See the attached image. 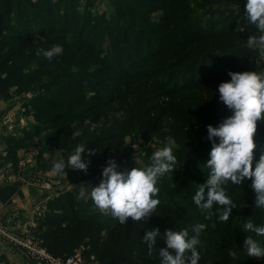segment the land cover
<instances>
[{"label":"trees","instance_id":"1","mask_svg":"<svg viewBox=\"0 0 264 264\" xmlns=\"http://www.w3.org/2000/svg\"><path fill=\"white\" fill-rule=\"evenodd\" d=\"M112 1L117 2L110 15L91 16L89 11H78V0H0V100L33 92L25 108L31 109L29 113L35 127L25 130L23 137L52 129L58 140L48 151L47 158L43 153L38 154V166L42 170L51 169L55 151L63 149L66 159L69 144L83 143L96 151L91 157L87 150L84 154L86 161L91 160L87 175L99 177L95 180L98 186L102 179L101 168L107 166V153L111 150L117 154V171L140 168L125 142L126 135L136 132L143 138L161 135L165 142L166 136L172 135L179 146L176 171L158 182L160 192L156 198L160 204L146 224L129 219L127 224L121 225L110 214L101 212L90 196L82 202L72 190H65L46 200L45 209L34 216L28 230L54 257L66 258L79 250L82 259L94 257L98 264H162L158 255L159 250L166 247V230L203 223L207 227L198 245L203 250L199 264H221L233 249L226 239V225L232 232L234 222L240 221L245 234V218H238L242 207L237 203L227 222L219 221L218 217L211 220L200 217L192 198L198 185L203 184L200 182L206 183L207 171L195 163L205 159L209 149L211 151L207 126L216 127L231 115L220 102L218 92V86L231 79L228 71L242 73L264 68V62L257 63L256 54L246 49V40L254 34L248 32L253 28H237L244 15L239 6L245 5L247 0H195V8L186 12H173L170 7L189 0ZM140 7H143L141 17L139 10L136 11ZM158 11L161 13L154 17ZM175 15L182 18L181 26H174L171 17ZM116 18L119 22L114 21ZM126 18H129L127 22ZM139 18L143 21L142 27L151 26L152 33L158 35L154 46L151 40L146 42V54L142 56L140 39L134 44L131 36L117 33L124 24L135 33L139 27L133 24L138 23L135 19ZM90 26V36L85 39L83 34ZM74 30L81 34L74 33L72 37ZM174 30L175 34L169 38ZM139 32H143L142 29ZM67 34L71 35V40L67 39ZM186 39L191 41L188 51H179L166 66L160 65L156 73L145 70L158 58L157 53L164 54L169 48L163 46H168L167 41L176 45ZM120 43L125 45L126 56L132 64L130 69L121 61L124 49L118 48ZM57 44L62 46L63 52L49 62L43 51ZM175 72L180 78H175ZM160 74L163 81H167L166 85H161L162 80L158 82ZM89 93L98 96L101 105L107 103L108 96L112 106L104 111L103 106L86 104ZM102 111L109 120L107 124ZM121 112L123 116L117 118L116 114ZM101 123L103 127L98 128ZM165 128L169 131L165 132ZM77 130L82 135L74 140L73 133ZM22 139L8 140L6 148L22 146ZM64 141L69 144L64 146ZM255 142L253 170L264 152V124L258 125ZM244 183L235 187L229 182L228 195L233 197L240 193ZM188 208L190 211L186 213ZM256 209L264 225V208ZM156 228H159V236L155 251L149 256L148 245L143 240L147 231ZM209 239L214 244L209 243ZM261 239L260 246L264 247V236ZM0 264H9L4 255L0 256Z\"/></svg>","mask_w":264,"mask_h":264},{"label":"clouds","instance_id":"2","mask_svg":"<svg viewBox=\"0 0 264 264\" xmlns=\"http://www.w3.org/2000/svg\"><path fill=\"white\" fill-rule=\"evenodd\" d=\"M244 18L258 31L246 40V49L255 53L257 63L264 62V0H247ZM61 45H54L43 51L44 57L51 62L54 57L62 54ZM38 55L40 53H37ZM251 59V58H250ZM252 60V59H251ZM230 81L218 86L219 100L230 111L231 115L218 126H207V139L211 142L209 159L204 166L209 169L206 183L198 185L193 196V203L202 212L207 213L205 219L211 220L213 206L217 209L218 219L227 222L237 205L228 195L226 185L240 186L245 179L251 181V187L256 193L255 207L264 208V152L259 161L254 163V152L257 148L255 137L258 125L264 124V70L232 72L228 71ZM117 118L123 113H117ZM75 127V125H73ZM165 132L169 130L164 129ZM82 132L73 133V139L80 137ZM166 145L156 150L150 157V165L146 168L133 167L117 171L119 168L115 159H108L102 171V179L98 186L90 183L79 187V199L90 195L94 205L103 213L110 214L121 225L129 222L146 224L156 213L160 204L158 197L160 188L158 182L166 175L176 171L177 157L174 149L178 148L172 135L166 136ZM218 139V142H217ZM133 145L138 149L139 144ZM87 150L89 157L96 151L88 149L83 143H78L65 159L63 149L55 151L50 172L53 176H67V169L80 170L86 175L91 160H85ZM175 187V185H173ZM203 223L182 227L179 230L168 229L164 234L166 247L159 250L162 264H199L201 253L198 251L200 236L206 229ZM215 227V224H213ZM244 231L264 236V227L255 225L250 219L244 224ZM159 236V228L147 231L144 243H147V253L153 255L154 245ZM246 254L250 258H264V247L258 241L247 236L244 242ZM228 255L238 259L237 251L229 250Z\"/></svg>","mask_w":264,"mask_h":264},{"label":"rangeland","instance_id":"3","mask_svg":"<svg viewBox=\"0 0 264 264\" xmlns=\"http://www.w3.org/2000/svg\"><path fill=\"white\" fill-rule=\"evenodd\" d=\"M126 2H130V0H125ZM194 1L195 0H189L187 3L186 2H182L180 5L177 6H171L170 9L172 8L174 11L173 12H183V11H188L189 9L192 10V8L194 7ZM117 1L113 2L112 0H78V11L79 12H83V11H89V14L91 16H99L100 14L104 13L106 16L110 15V13L113 12V5L116 3ZM186 6V7H185ZM137 7V4H136ZM241 10H243L245 12V5H241L239 6ZM143 7H140L139 9H137L136 11L139 12V16L141 17V12H142ZM161 11H158L156 13L153 14L154 17H157L158 14H160ZM179 14V13H178ZM92 18V17H91ZM120 19L116 18L114 19V21L119 22ZM129 20V18H126V22ZM136 21H138V23H134V26H137V28L139 27V29L137 31H135V33L131 30L130 26H121L118 30V34L122 35V36H126L128 35L131 36L132 41L134 42V44L137 43V41H139V39L142 42L141 48H142V52L141 56L144 53L145 45L146 42L151 40V43H153V46L155 45V42L158 41L157 36L152 33V27H142L143 21L141 20V18L139 19H135ZM171 20H173V24H175L174 26H181L183 24V20L182 18L179 17V15H175L173 17H171ZM103 25V23H102ZM101 25V27H102ZM249 26L252 30L248 33H256L258 31V29L255 28L254 25H251L247 20H245L244 15L243 17L239 20L237 28H245ZM253 26V27H252ZM102 29V28H101ZM142 29L143 32H139V30ZM92 30V26H90L88 28V30H86L83 34V38L87 39L90 36V32ZM78 32L81 34V32L79 30H74L72 31L71 35L73 37L74 33ZM104 32V31H102ZM175 30L173 32H171V36L169 35L168 37H172L175 33ZM105 33V32H104ZM71 35L67 34V39L71 40L72 37ZM57 37L59 35H56ZM57 37H54L55 39ZM168 46L167 45H163L165 48V52L164 54L161 53H157L158 58L152 60L149 65L147 66V68L145 70H147V72H149L150 74L156 73L158 72L159 66L164 65L166 66L167 62L170 60H173L176 56H178L179 51L182 52V50L188 51L187 47H190L191 45V41L190 39H186L184 42L179 43V44H174L172 42L167 41ZM157 45V44H156ZM107 45L106 43L103 44V48H105ZM120 50L124 49V54H123V58L121 59V61L123 60V64L125 65L126 69H130L132 64H130V60L127 58L128 56H126V51H125V45L121 44L119 45ZM178 46V47H175ZM183 46L186 47V49H183ZM184 47V48H185ZM153 48V47H152ZM151 48V49H152ZM160 54V55H159ZM116 64V63H115ZM152 66V67H151ZM155 66H158L157 68ZM156 68V69H155ZM176 68V67H174ZM117 69V68H116ZM116 69H114V71H116ZM176 70V69H175ZM261 70H264L261 69ZM166 74V72H165ZM176 74V79L180 78L179 75L175 72ZM161 76V77H160ZM160 78L158 79V82H164L161 83V85H166L167 81H163V75L160 74ZM173 80H176V79ZM156 81V79H154ZM157 82V81H156ZM159 85V84H158ZM97 88V87H96ZM98 91L101 92L100 87H98ZM33 92H27L26 94H22L19 96H13L10 99L15 98L16 101L19 103L20 102V106L22 105L25 106V104H27V102L29 101V98L31 97V94ZM103 96L105 95L104 93H101ZM88 97L85 99L84 102H86V104H88L89 102H92L93 104L97 105V106H103L104 111L109 110V107L112 106L113 103L110 102V98L107 96V103L104 105H101L98 101V96H96L94 93H89L87 95ZM8 99V100H10ZM27 99V101H26ZM162 100H165V98H163ZM1 101V100H0ZM1 103V102H0ZM14 104H16L14 102ZM1 105H0V109H1ZM5 109V105L3 107ZM2 108V109H3ZM7 108V107H6ZM3 109V110H4ZM129 109V108H128ZM19 111V110H18ZM31 111V109H26L23 108V111H21V114H18L17 116H20V119H18L19 121H17L16 123L17 128H19V133L17 136H15V138L17 140H21L23 141V145L19 146V147H15L13 146L11 148V150H8L6 148L5 143L8 140H11L12 138H8L7 135V131H6V121L4 119V117L0 116V133L1 136L3 137V141L0 144L4 145L5 149L0 148V163L2 162H6L9 164V169L11 172H16L18 171V169L20 168L21 170H24L25 173V183L27 186V189H34V188H38L39 190H41L39 193L40 195L45 192H51L54 188L55 191L58 190L57 187H60V190L62 189L61 192L65 191V190H72L77 196L79 195V187L82 183L85 185V187H87V185L90 183L92 186H96V179H99V177L97 176H91V175H86V174H82L80 170H76L73 171L72 169H67V176H63V177H58V176H53L50 172V170H42L39 166H38V154L43 153V156H45L47 158L48 156V151L51 150L54 146V144L56 142H58L57 140V134L55 130L52 129H48V130H39L38 133H33L31 134L29 137H23L25 134V130L27 129H32V127L35 124V120L33 119V117H31V114L29 113ZM10 113L11 110H9ZM78 112H81L80 110ZM103 112V111H102ZM103 116V120L104 122L107 124V122L109 121L107 119V116L105 115ZM13 114V113H12ZM14 115V114H13ZM5 116V114H4ZM110 116L113 117V113H110ZM35 127V126H34ZM103 127V124H99L98 128ZM21 138V139H20ZM139 141H143V143L139 144V148L138 149H133V145L138 143ZM125 142L126 145H128L130 147V155L136 160L138 166L140 168H146L147 166L150 165V157L151 155L158 149L164 147L166 145V142L164 141V138H162L161 135H156V134H151L150 136L143 138L141 137L138 133L133 132L130 133L128 135H126L125 137ZM79 142H76L74 144H69L66 141H64L62 144H64V146L66 144H69L68 147V152L66 154V159L67 156L74 150V147L76 146V144H78ZM209 153H210V149L209 152L207 153V157L205 159H199L197 160V162L195 163L196 165L201 166L202 169L207 171V175L209 172V169H207L204 166V163L210 158L209 157ZM179 146L177 149H174V155H176V157H179ZM85 159L86 156L85 154H83ZM44 157V158H45ZM117 158V154L111 150L107 153V160L108 159H116ZM184 159V157H182ZM15 161V162H14ZM106 167V166H105ZM103 168H101V170L103 171ZM20 176H22L20 174ZM185 176L187 178L190 177L189 172L185 173ZM96 180V181H95ZM204 184V181L200 182ZM62 186V188H61ZM235 186V185H234ZM236 187V186H235ZM248 187V188H247ZM187 190V189H186ZM30 192V190L27 191V193ZM60 192V193H61ZM184 193H186V191L184 190ZM90 195H86L82 200V202H85ZM233 202L236 204H241V210L238 213V218L243 220L245 218V223L250 219L255 225L264 227L263 225V218L260 217L258 215V211L255 207V200H254V190L251 188V181L250 180H245L244 183V188L243 190L238 193L237 195L231 197ZM164 199H168V196H164ZM195 205V204H194ZM217 205L214 204L213 206V213L214 215L212 216V219H215L218 217L217 213ZM197 212H199L198 214L200 215V217H205L207 215V213L202 212L199 208H197ZM190 211V208H188L186 210V213H188ZM247 213V215H245ZM39 216V215H38ZM225 226V224H223ZM28 226L26 225L22 228H9L8 226L2 225L0 223V250H3V253H0L1 255H4L6 257V259L8 260V257L11 258H15L17 259L21 264H32V262L36 259V255H37V250H38V244L37 241L32 239L31 234L28 230ZM223 226V227H224ZM243 225L240 224V221L238 223V221L234 222V228L233 231L231 232V230L229 229V227L227 228V225L225 227V233H226V239L228 242V245L230 247H233V249L235 251H237L238 253V259L233 260L227 253V256H225V260L222 261L221 264H264V258H261L259 260L254 259V258H250L247 256L246 254V250L244 248V242L247 236H250L252 238H256L255 240L258 241V243H261V239L263 236H256L255 233L252 232H245V234H243V230H242ZM244 235V238L242 239V236ZM203 240V239H202ZM209 243L214 244L213 242H211V239H209ZM214 241V240H212ZM215 242V241H214ZM242 246V247H241ZM231 249V250H233ZM198 251L200 253H202V248L200 246H198ZM35 258V259H34ZM94 258V257H93ZM255 261V262H254ZM85 264H98L97 261L95 259H89L86 260Z\"/></svg>","mask_w":264,"mask_h":264},{"label":"crops","instance_id":"4","mask_svg":"<svg viewBox=\"0 0 264 264\" xmlns=\"http://www.w3.org/2000/svg\"><path fill=\"white\" fill-rule=\"evenodd\" d=\"M0 102L2 108L5 105L4 110L0 109V116L3 117L5 113L11 110L15 119L19 121L20 116L17 115L21 114L25 106L22 108V105H19L20 102L18 103L15 98L6 101L1 100ZM2 139L0 133V144L3 141ZM0 148L1 150L2 148L5 149L4 145H1ZM25 182L24 170L19 168L18 171L13 173L10 171L8 163H0V223L2 225L12 229L32 225L34 216L40 215L45 209L46 200L62 191L60 187H57L58 190L56 191V188H54L51 192L40 195L41 190L38 188L27 189ZM28 190L30 192L27 193ZM0 253H3V250H0ZM8 262L9 264H21L17 259H10L9 257Z\"/></svg>","mask_w":264,"mask_h":264},{"label":"built area","instance_id":"5","mask_svg":"<svg viewBox=\"0 0 264 264\" xmlns=\"http://www.w3.org/2000/svg\"><path fill=\"white\" fill-rule=\"evenodd\" d=\"M6 121V131L8 138H15L18 135L19 128H17V120L14 115L10 112L5 113L3 116ZM31 234V233H30ZM32 239L37 241L38 250L36 259L32 264H85L86 260L82 259L80 256V251L76 250L73 254L67 256L66 258L54 257L50 255L46 249L41 245V241L31 234ZM90 259H95L91 257ZM98 263V262H97Z\"/></svg>","mask_w":264,"mask_h":264}]
</instances>
